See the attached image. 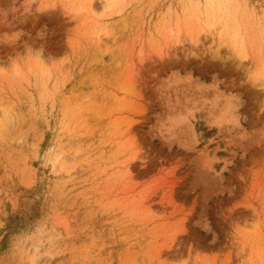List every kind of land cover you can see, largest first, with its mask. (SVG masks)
<instances>
[{
  "label": "rangeland",
  "instance_id": "rangeland-1",
  "mask_svg": "<svg viewBox=\"0 0 264 264\" xmlns=\"http://www.w3.org/2000/svg\"><path fill=\"white\" fill-rule=\"evenodd\" d=\"M259 68L264 0H0V264H264Z\"/></svg>",
  "mask_w": 264,
  "mask_h": 264
},
{
  "label": "bare ground",
  "instance_id": "bare-ground-1",
  "mask_svg": "<svg viewBox=\"0 0 264 264\" xmlns=\"http://www.w3.org/2000/svg\"><path fill=\"white\" fill-rule=\"evenodd\" d=\"M110 1H113V0H110ZM211 1V0H210ZM220 1V0H219ZM213 2H215V1H213ZM223 3V2H222ZM220 4V3H219ZM215 5V4H214ZM225 5V4H224ZM224 5H222V6H224ZM219 7V6H218ZM225 7H227V6H225ZM213 8V7H212ZM217 8V7H216ZM216 8H214V9H216ZM95 8L94 7H91V10H94ZM217 11H219V13H221L220 14V16L223 14V10H222V7H219L218 9H217ZM211 13H214L213 11H212V9H211V11H210ZM228 13V12H227ZM203 15H205V14H203ZM210 16V13H208L207 14V16ZM213 15V14H212ZM215 15H217L216 13H214V15H213V19H215ZM219 15V14H218ZM206 16V15H205ZM215 16V17H214ZM219 16V22H217L218 24H213V23H211V25L209 26L210 27V31L212 32L213 30L215 31L216 30V28H217V26H220V27H222L223 29H222V31L220 32L221 34H219V35H224V34H227L228 35V33H229V30L230 29H232V28H229L230 26H228V23H227V20L225 19L226 17H225V15L223 14L221 17ZM224 16V17H223ZM210 18H211V16H210ZM234 22V21H233ZM207 26H208V24H207ZM235 28V27H234ZM218 29V28H217ZM239 29V28H238ZM206 30H208V28H206ZM217 31V30H216ZM234 31L235 32H237L236 31V28L234 29ZM234 33V32H233ZM239 33V32H238ZM227 35L225 36V38L227 37ZM239 34H233V35H231V38H230V40L232 39V41L234 42V46L232 47L233 48V50L234 51H236V55H241L242 57H241V59L243 58V60H245V59H247V57L246 56H248V55H246L247 54V52L245 51L244 52V50H245V48H247V47H245L244 46V49H243V47H241V45L243 44L244 45V43H245V41H243V40H241V38L239 39V37L240 36H238ZM223 37V36H222ZM222 37H221V39H222ZM220 38V37H219ZM228 38V37H227ZM229 38H228V40H229ZM239 40H241V42L243 41V43L240 45V43L241 42H239ZM231 46H232V44H230ZM235 53V52H234ZM239 53V54H238ZM239 58H240V56H238ZM245 58V59H244ZM242 61V60H241ZM247 61V60H246ZM259 69H261V68H259ZM264 69V68H263ZM263 69H261V70H263ZM263 72H264V70H263ZM262 72V73H263ZM258 73V72H257ZM259 75H261L260 73H258ZM259 75L257 76V79L259 78ZM263 77H264V75H263ZM261 78V77H260ZM264 81V80H263Z\"/></svg>",
  "mask_w": 264,
  "mask_h": 264
}]
</instances>
